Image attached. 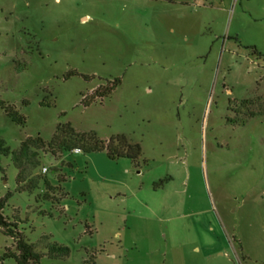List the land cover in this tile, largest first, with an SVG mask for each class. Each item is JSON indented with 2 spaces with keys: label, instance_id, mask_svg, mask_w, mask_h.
Segmentation results:
<instances>
[{
  "label": "rangeland",
  "instance_id": "1",
  "mask_svg": "<svg viewBox=\"0 0 264 264\" xmlns=\"http://www.w3.org/2000/svg\"><path fill=\"white\" fill-rule=\"evenodd\" d=\"M65 124L139 144L138 167L52 156ZM29 138L31 194L12 161ZM0 140L5 216L70 251L40 264H264V0H0ZM12 248L0 231V264Z\"/></svg>",
  "mask_w": 264,
  "mask_h": 264
},
{
  "label": "trees",
  "instance_id": "2",
  "mask_svg": "<svg viewBox=\"0 0 264 264\" xmlns=\"http://www.w3.org/2000/svg\"><path fill=\"white\" fill-rule=\"evenodd\" d=\"M120 82L116 81L114 87ZM114 89V88H113ZM113 89H107L105 93L92 94L85 103L88 106L96 99H104L109 96ZM3 142L0 140V155L8 154V150L3 149ZM45 143L40 139H27L22 142L18 151L12 153V161L18 172L16 183L19 193H37L42 176L37 174L41 166V155L39 153L44 148ZM47 151L54 157L62 156L65 153H72L79 149L84 153L107 152L110 160L125 159L138 167L142 158V149L139 144L130 143L124 136L111 138L108 142L102 141L93 132L77 133L70 124L58 125L52 140L46 146ZM47 192L38 195L37 201H56L48 192L52 190L45 182ZM56 193L61 194V189H56ZM55 194V193H54ZM0 199V231L13 242V248L8 249L4 255L5 259H13L17 264H40L42 257L47 255L51 259H63L69 255V248L52 243L47 237L41 239L38 244H30L19 230L18 223L5 216L6 200Z\"/></svg>",
  "mask_w": 264,
  "mask_h": 264
},
{
  "label": "flooded vegetation",
  "instance_id": "3",
  "mask_svg": "<svg viewBox=\"0 0 264 264\" xmlns=\"http://www.w3.org/2000/svg\"><path fill=\"white\" fill-rule=\"evenodd\" d=\"M114 84H115V82H114L113 84H110V83H109V84H107V85L104 86V87H106L108 90H109V89H113V88H115V87H114Z\"/></svg>",
  "mask_w": 264,
  "mask_h": 264
},
{
  "label": "built area",
  "instance_id": "4",
  "mask_svg": "<svg viewBox=\"0 0 264 264\" xmlns=\"http://www.w3.org/2000/svg\"><path fill=\"white\" fill-rule=\"evenodd\" d=\"M79 151H80L79 149H76L73 152H79ZM46 171H47V169H44V172H46Z\"/></svg>",
  "mask_w": 264,
  "mask_h": 264
}]
</instances>
